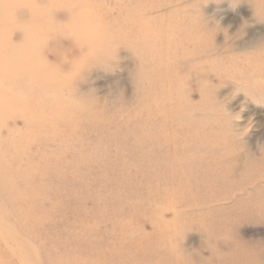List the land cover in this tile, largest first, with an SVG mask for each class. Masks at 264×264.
<instances>
[{
  "label": "rangeland",
  "instance_id": "374dc122",
  "mask_svg": "<svg viewBox=\"0 0 264 264\" xmlns=\"http://www.w3.org/2000/svg\"><path fill=\"white\" fill-rule=\"evenodd\" d=\"M134 2L0 21V264H264V0Z\"/></svg>",
  "mask_w": 264,
  "mask_h": 264
},
{
  "label": "bare ground",
  "instance_id": "6f19581e",
  "mask_svg": "<svg viewBox=\"0 0 264 264\" xmlns=\"http://www.w3.org/2000/svg\"><path fill=\"white\" fill-rule=\"evenodd\" d=\"M102 2H103V0H0V21H1V24L2 23H6L7 22V20H8V17H9V15H10V13H9V11H11V12H13V11H18L19 12V9H21L22 7H27V8H29V10H30V14H29V16H27V21L26 22H28V31H29V33L27 32V35L29 36V40H31V43H32V41L36 38L35 36L37 35V28L38 27H40L41 28V26H38L37 24V22L38 21H43V22H45L47 25H48V23L49 24H51V23H53L54 22V18H53V14L56 12V11H58V10H65L69 15V17L71 16V14H74L73 15V17H71L70 19H68L65 23L66 24H68V25H70V26H75V27H77L78 28V31L77 32H75L76 33V36L78 37V41L80 40V39H82V40H84V43H86L87 44V48H89V50H92V48H93V46H94V43L92 42V39H94V37H93V35H94V30L92 29V30H83V27H87V28H89V29H91V28H93L92 26H94V25H96V23H97V21H101V18H100V16H98V14H99V11H101L102 9H104L105 7H104V5H102ZM114 2V1H113ZM146 2H148V1H146ZM114 4H116V2L114 3ZM126 7H127V9H130V10H147L148 8L147 7H150V8H154L155 6H149V4H147V3H145V0H135V2L133 3V4H131V6L129 5V4H126ZM14 9V10H13ZM104 10H107V8L106 9H104ZM29 13V12H28ZM13 16H15V15H13ZM20 17V16H19ZM39 17H41V18H39ZM127 17V16H126ZM125 17V21H127V19H130V18H126ZM45 18V19H44ZM19 19H21V18H18V20ZM132 19V18H131ZM141 20V19H140ZM144 22V21H143ZM143 22H141V24L140 25H142L143 24ZM109 23H116L115 21H111V22H109ZM46 26V25H45ZM49 26V25H48ZM49 28H50V26H49ZM97 28V27H96ZM50 30V29H49ZM73 30V29H72ZM52 31V30H51ZM45 33L47 32V31H44ZM142 32V37H144V36H148V34L147 33H144L143 34V31H141ZM193 32V31H192ZM44 33V34H45ZM49 34V33H48ZM69 34H70V32H69ZM45 36H46V34H45ZM44 37V36H43ZM43 37H41L42 39L41 40H43ZM99 38H102V39H105L104 38V36H100ZM146 38V37H145ZM5 42V41H4ZM41 42H43V41H41ZM97 45V44H96ZM26 46V45H25ZM22 47V46H21ZM39 47V46H38ZM154 47H151V46H149V50H150V53H149V55L151 56L152 55V53L153 52H155L154 51V49H153ZM25 49H26V47H25ZM24 49V50H25ZM23 50V51H24ZM1 52V51H0ZM32 52V51H31ZM36 52V54H37V51H35ZM34 52V53H35ZM2 53H4V52H2ZM33 53V52H32ZM33 53V54H34ZM18 54V53H17ZM22 54V53H21ZM20 54V55H21ZM0 55H1V53H0ZM16 55V54H15ZM28 55H30V54H28ZM27 55V56H28ZM22 56V55H21ZM36 56V55H35ZM1 57L2 56H0V64H1V66L4 64L5 66H7V62L5 61L6 60V58L5 57H2V59H1ZM24 57V56H23ZM29 57V56H28ZM30 57H31V55H30ZM154 57H156L157 58V55L156 56H154ZM15 58V57H14ZM18 58V57H17ZM32 58H34V56L32 57ZM24 58H22L21 60H23ZM15 60V59H14ZM18 61H19V59H17ZM20 60V61H21ZM27 60H28V58H27ZM33 60V59H32ZM35 58H34V65H35ZM8 61V60H7ZM17 61V62H18ZM11 62V61H10ZM12 62H14L13 60H12ZM16 62V61H15ZM32 62V63H33ZM37 62V61H36ZM25 63V62H24ZM31 63V62H30ZM12 64L13 63H11V64H9V66H8V68L9 67H11L12 66ZM21 64H22V62H21ZM11 65V66H10ZM19 65H20V63H19ZM14 67H15V65H14ZM13 67V68H14ZM24 67H26V66H24ZM38 67H39V65H38ZM12 68V67H11ZM28 68V67H27ZM34 69H35V67H33ZM32 68V69H33ZM25 69V68H24ZM31 69V68H30ZM31 69V70H32ZM34 69H33V71H31L32 72V74H33V72H35L34 71ZM41 69V68H40ZM36 70L37 71H39L37 68H36ZM11 71H12V69H11ZM27 71H30V70H27ZM45 70H43V72H44ZM41 72V71H40ZM12 73H13V71H12ZM27 73V72H26ZM45 79L48 81V82H51L53 85L55 84H58V83H63L65 80H66V78H65V76H63V75H61V76H58V75H56V74H53L52 72H47V71H45ZM150 73H153V72H150ZM11 74V73H10ZM24 74V73H23ZM30 74V76H29V78H28V80H32L33 79V77H31V73H29ZM35 74V73H34ZM17 75L19 76V73H17ZM28 76V75H27ZM17 77V76H16ZM1 78V77H0ZM13 78V77H12ZM18 79H19V77H17ZM67 78H69V77H67ZM15 79V78H14ZM71 79V78H70ZM69 79V80H70ZM0 81L1 82H3L1 79H0ZM28 82V81H27ZM31 84H36V82H32ZM3 85H5V83H3ZM63 85V84H62ZM51 86V85H50ZM7 89H9V88H7ZM8 94H10V92L8 93ZM8 94H7V96H8ZM13 94V93H12ZM37 94V93H36ZM12 96V95H11ZM11 96H10V99H11ZM54 97V96H53ZM14 97H12V99H13ZM18 98H19V96H18ZM21 98V97H20ZM3 99H4V97H3ZM34 99V98H33ZM55 99V98H54ZM6 100V99H5ZM14 100H16V99H13L12 101H14ZM21 100V99H20ZM38 100V99H37ZM10 101V100H9ZM17 101H19V100H17ZM26 101H28V100H26ZM24 102V103H27V102ZM40 101H41V99H40ZM34 103L33 101H32V99H31V101L29 102V104L30 103ZM3 103V102H2ZM1 103V104H2ZM9 103V102H8ZM8 103H6L5 104V102L3 103V104H5V105H9ZM10 103L12 104V102L10 101ZM14 103V102H13ZM16 103V102H15ZM22 103V104H21ZM20 104L21 105H23V102H21ZM10 104V105H11ZM17 104H18V102H17ZM4 105V106H5ZM14 105V104H13ZM28 105V104H27ZM32 105V104H31ZM34 105H35V103H34ZM3 106V105H2ZM45 106V105H44ZM76 106V109L78 110L79 108H80V106L78 107L77 105H75ZM75 106H74V108H75ZM13 107V106H12ZM11 107V108H12ZM35 107V106H34ZM3 108V107H2ZM11 108H10V111H11ZM17 108H19V104H18V107ZM33 108V107H32ZM36 108V107H35ZM9 109V108H8ZM13 109H15L16 110V108H13ZM29 109V108H28ZM21 110V109H20ZM19 110V111H20ZM30 110H31V108L29 109V112H27V114L28 113H30ZM6 111V110H5ZM17 111H18V109H17ZM34 111H35V109H33V115H34ZM48 111H50V110H48ZM52 111V110H51ZM50 111V112H51ZM7 112H8V110H7ZM36 112L37 111H35V114H36ZM50 112H49V114H50ZM74 112H75V109H74ZM81 112V111H80ZM176 112H178V108L176 109ZM22 113V112H21ZM20 114V113H19ZM81 115H83V112L82 113H80ZM177 114V113H176ZM32 115V116H33ZM62 115H63V113H62ZM61 115V116H62ZM26 116V115H25ZM39 116V115H38ZM52 116V115H51ZM50 116V117H51ZM176 116V115H175ZM27 117V116H26ZM30 117V116H29ZM35 117V116H34ZM49 117V118H50ZM46 118V117H45ZM57 118V117H56ZM26 119V118H25ZM29 119H31V117L29 118ZM28 120V119H27ZM32 120V119H31ZM38 120V119H37ZM36 119L34 120V121H36V122H38ZM39 120H42V119H39ZM50 120V119H49ZM33 121V120H32ZM31 121V122H32ZM43 121V120H42ZM45 121V120H44ZM46 121H48V119L46 120ZM50 121H52V120H50ZM58 121V120H57ZM29 122V121H28ZM30 122V124L32 125V123ZM59 123V122H58ZM61 125V124H60ZM189 125L190 126H193L194 125V122H189ZM29 127V126H28ZM27 127V128H28ZM194 127V126H193ZM29 128H31V127H29ZM28 130V129H27ZM32 132V131H31ZM26 134H28V133H26ZM31 134V133H30ZM193 136H194V131H193V133H192V139H194L193 138ZM196 139H198V138H195V140ZM214 145H212V144H207L206 145V147L207 148H210V147H213ZM34 149V148H33ZM32 152H33V150H32ZM177 158H175V160H176ZM216 164V162L215 161H213V165H215ZM201 165H203V163H201V162H193V164H191L190 165V167H189V169L190 170H188V172L189 173H191L192 174V171H194V169H196V168H198V171H197V173L196 174H200V175H202V173L199 171V168L201 169L202 168V171L203 170H205L206 168H208V172L211 170V169H209V166H211V163H210V161L209 160H207V163H206V165L204 166V167H200ZM24 167V166H23ZM212 167V166H211ZM210 167V168H211ZM208 172H206V174L208 173ZM215 172L216 171H213V172H209L207 175L205 174L204 175V178L203 179H205L206 181H209V182H216L217 180L215 179V177H213L214 175H215ZM211 175V176H210ZM183 180V179H182ZM189 183V182H188ZM1 216V215H0ZM1 218V217H0ZM4 219V218H3ZM2 220V219H1ZM1 223V222H0ZM9 236H11V235H9ZM12 238V237H11ZM10 238V239H11ZM14 238V237H13ZM12 238V239H13ZM31 249V248H30ZM26 252V251H25ZM31 255V254H30ZM25 256V255H24ZM23 261V260H22Z\"/></svg>",
  "mask_w": 264,
  "mask_h": 264
}]
</instances>
